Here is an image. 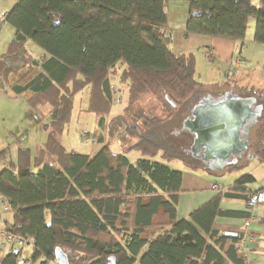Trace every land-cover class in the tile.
I'll use <instances>...</instances> for the list:
<instances>
[{
    "label": "trees",
    "instance_id": "1",
    "mask_svg": "<svg viewBox=\"0 0 264 264\" xmlns=\"http://www.w3.org/2000/svg\"><path fill=\"white\" fill-rule=\"evenodd\" d=\"M166 1L19 0L2 15L14 36L0 57V87L47 119L48 134L33 150L17 149L0 173V197L11 213L5 230L35 240L28 258L21 259V249L9 251L0 264H55V248L69 264H107L110 257L115 264L248 263L237 250L240 237H214L212 225L217 216H238L219 209L221 197L240 189L245 199L253 177L241 176L228 192L177 220L182 173L163 163L173 156L149 138L206 95L195 80L194 54L173 53ZM184 1L183 36L243 46L252 20V42L264 45V0ZM29 43L43 51L42 59L29 53ZM85 89V111L107 132L105 138L95 133L102 147L92 156L61 144L73 98ZM117 90H126V103L109 117ZM257 98L264 109V94ZM255 127L257 145L250 148L264 162V111ZM114 144L119 152L111 150Z\"/></svg>",
    "mask_w": 264,
    "mask_h": 264
},
{
    "label": "crops",
    "instance_id": "2",
    "mask_svg": "<svg viewBox=\"0 0 264 264\" xmlns=\"http://www.w3.org/2000/svg\"><path fill=\"white\" fill-rule=\"evenodd\" d=\"M18 1L19 0H0V57L5 52L9 42L14 36V29L7 23H3L1 21V17L4 13L11 10L12 7L15 4H17ZM166 17H167L166 32L170 35L171 47L173 53L175 54L193 53L195 56V71L197 67L196 56H198L200 52H204L205 55L210 60V62L218 60L222 65H228L229 67H232L230 65V60L232 57L236 55L241 56L240 51L242 49H239V53L236 52L237 44H238L236 42L225 39L212 38L208 36H198V35H189L187 37L183 36L182 30L185 27V23L188 18V4L186 3V1L167 0ZM27 48L29 53L33 55L37 60L42 59L43 51L39 49L36 45L29 43ZM119 68L121 67L119 66ZM205 90H206L205 94H209L212 96L220 95L225 92H231L236 95H242V96L254 95L253 97H255L256 100H258L257 96H260L254 93L244 95L242 92L236 90L234 86H230L229 80H223L219 83H214L212 85H209L205 88ZM19 99L20 97L15 96L10 91L9 88L1 89L0 87V107L2 105L1 102L7 103V101H9V104H6L4 106L5 111L8 112L9 114H16V113L18 114L20 111L25 110L24 103H22L21 106L14 105L15 103H19ZM255 126H257V123L256 125L253 126L251 131H249L250 133L249 136L251 137V140L249 141V145L251 144V146L257 145V136H256L257 131H254L255 129H257V127ZM44 128H46L45 130H47L48 132V126L45 125ZM5 129L8 131V133L12 131L11 132L12 136L4 137V135H2V137L0 138V152L7 150L5 149L6 144H8L9 146L10 144L18 142V139H14L16 137L15 136L16 134L14 133L17 132H14L15 130L13 129V127H6ZM95 133L100 134L99 131L98 132L95 131L93 133L94 138L96 137ZM45 141H42V143H44ZM252 141H254V143ZM101 147L102 145L95 143V147L90 152V154H84V155L92 156L96 152H98ZM19 148L21 147H16V150ZM22 148H27V147H22ZM16 150L13 156L8 155L6 157L5 156L0 157V173L6 170L7 168H9V163L15 160ZM253 152L249 161H256L258 163V165L260 166L258 167L260 168L258 169L260 170V173L255 175L256 173L253 172L254 176L251 173H247L253 177V181L250 184H247L246 187L251 189L252 191H257L264 188V162H259L257 157L255 156V150ZM173 159L174 158H172L171 160ZM236 162L237 161H235V163H233L232 165H228L226 168H224L222 172L218 170L215 172L211 171L210 169L205 167L204 164L191 167V164L184 163V168L182 169V171H180L182 175H181L180 192L178 194L177 204L175 206L176 219L181 220L188 218L191 212L195 211L196 209L207 203L209 200L217 196L219 192L211 189L213 185H217L218 187L221 188V190L224 189L223 193L228 192L229 188L240 177L230 178L225 185L216 182V180H214L213 178L222 177L225 171H227V169L229 168V166L238 167ZM210 165H214V163L211 162ZM33 172H36V170H33ZM231 192L233 194H228V196L224 195L221 197L219 203V209L222 210L223 212L227 211L230 212L231 214L238 216H217L214 219L212 225L213 236L214 237L225 236V237L236 238L243 235L244 232H248L254 235L256 237V240L254 242H249L246 245L244 250V255L247 258L248 264H264V206L260 205L256 209L255 214L257 215L258 221L250 225L248 229H244L243 222L245 219L240 217L239 214L246 215L245 199L241 197L240 189ZM10 221H11L10 212H6V213L0 212V229H5L6 225L9 224ZM227 234H234L235 236H227ZM206 239H208V236H206ZM212 245L218 248L216 244H212ZM146 249L147 247H145L142 250V252H144ZM217 251L221 256H226V254H223L222 249L219 250L217 249ZM22 258H28V257H21V259Z\"/></svg>",
    "mask_w": 264,
    "mask_h": 264
},
{
    "label": "rangeland",
    "instance_id": "3",
    "mask_svg": "<svg viewBox=\"0 0 264 264\" xmlns=\"http://www.w3.org/2000/svg\"><path fill=\"white\" fill-rule=\"evenodd\" d=\"M254 3L257 4V0H254ZM253 24L254 22L250 20L246 32V38L244 40V46L237 44L236 52L239 53V49H242L240 52L243 63L240 67L235 68L229 67L228 65H222L218 60L210 62L204 52H200V54L196 56L197 67L195 71V80L203 85V90L214 83L229 80V85L234 86L236 90L242 92L244 95L250 93L257 95L264 94V45H258L252 42L254 32ZM118 69L120 68L118 67ZM114 88H116V85ZM125 91L126 90H122L121 92L118 90L115 91L113 105L110 114L108 115L109 117L119 114L122 110L126 103L127 94ZM120 96L122 97L120 102H118ZM1 103L0 138L2 135H4V137H11L12 131L8 133L5 128L13 127L15 130L14 132H17L14 133L16 134L14 139H18L17 143L10 144L9 146L8 144L5 145L7 156H13L16 147H27L30 150H33L36 145L42 144V141L46 140L48 132L45 130L46 128H44V126L48 124L47 119H40L35 111L27 106L22 98L19 99V103L14 104L16 106H21L22 103H24L25 105V110L20 111L18 114H9L5 111L4 106L9 104V101H7V103ZM87 104L88 90L85 89L83 92L74 96L70 121L61 136V144L69 153H79L83 155L90 154L95 147V138H93V133L95 131H99L104 138L106 137V129H98L96 117L85 111ZM190 109L191 108H188L186 110L187 112L180 111L179 116H175V118L179 117L176 120L175 125L156 128L158 130H154V132L152 131V133L149 134V138L161 147L160 152H165L170 156H173V160L164 161L165 165L172 170L182 171L184 163H188V160L190 161V158L186 156L188 155L187 152L191 146L192 136L183 128V122L186 117L189 116ZM184 112L185 115L182 116ZM254 131H256V129ZM86 134L89 139L88 141L83 137V135ZM254 147L255 146L252 148L254 149ZM252 148L249 147L248 152L250 153L242 154V157L237 160L236 163L238 168L229 166L222 177H214L213 179L216 180V182L225 185L230 178H239L247 173H251L254 176L253 172L256 173L255 175L259 174L260 170L258 169L260 168L258 167L260 166L258 163L256 161H249L253 152ZM111 150L119 152L118 145H112ZM133 156V153L130 154L128 159L135 164L136 162L133 161ZM31 252L32 247L26 246L21 250V257H29ZM6 254L7 252L5 255ZM47 264L54 263L48 262Z\"/></svg>",
    "mask_w": 264,
    "mask_h": 264
},
{
    "label": "water",
    "instance_id": "4",
    "mask_svg": "<svg viewBox=\"0 0 264 264\" xmlns=\"http://www.w3.org/2000/svg\"><path fill=\"white\" fill-rule=\"evenodd\" d=\"M257 101L253 96L231 92L201 97L183 122V128L192 136L189 152L202 157L203 162H213L208 169L214 172H222L235 163L236 158L233 162L228 160L246 152L249 131L263 115L262 103L252 106ZM54 261L55 264H69L67 255L60 248L54 250ZM107 264H115V258H108Z\"/></svg>",
    "mask_w": 264,
    "mask_h": 264
},
{
    "label": "built area",
    "instance_id": "5",
    "mask_svg": "<svg viewBox=\"0 0 264 264\" xmlns=\"http://www.w3.org/2000/svg\"><path fill=\"white\" fill-rule=\"evenodd\" d=\"M243 63V59L240 55H236L231 58L230 65L232 67H240ZM85 139L88 141V136L83 135ZM212 190L217 192H222L221 188L217 185H213L211 187ZM245 196V209L246 213H248V218L244 220L243 226L244 229H248L250 225L256 223L258 221L257 215L255 214L256 209L260 206H264V188L257 191H252L251 189L245 187L244 191ZM9 206L4 199H0V212L6 213L9 212ZM256 237L248 232H244L243 235L240 236L239 243L237 245V250L244 252L246 245L249 242H254ZM35 240L33 237H18L15 236L5 229H0V261L4 258L5 253L9 251H18L22 250L24 247H34ZM25 264H33L32 262H27ZM248 264V263H247Z\"/></svg>",
    "mask_w": 264,
    "mask_h": 264
},
{
    "label": "flooded vegetation",
    "instance_id": "6",
    "mask_svg": "<svg viewBox=\"0 0 264 264\" xmlns=\"http://www.w3.org/2000/svg\"><path fill=\"white\" fill-rule=\"evenodd\" d=\"M207 95V94H206ZM203 96H205V95H201V97H203ZM217 95H215L214 97H216ZM201 97L198 99V100H196V102H195V104L201 99ZM261 102L260 101H257L254 105H252V106H254V107H256V105H258V104H260ZM194 104V105H195ZM193 106V105H192ZM259 123V121L257 122V124ZM251 131V130H250ZM250 134V133H249ZM249 134H248V137H250L249 136ZM251 140V137L249 138V141ZM249 147H251V144L249 145ZM248 147V148H249ZM248 148L246 149V152L244 153V154H246V153H250V152H248ZM187 156L186 157H188V158H190V161L188 160V163L189 164H191V166L192 167H195V166H197V165H200V164H204L205 165V167H209V165H210V162H203V160H202V157H198V155L197 154H194V156L189 152V150H188V152H187ZM242 156H239V155H235V156H233V158H230L229 160H228V162H233V160L235 159L236 161L239 159V158H241Z\"/></svg>",
    "mask_w": 264,
    "mask_h": 264
}]
</instances>
